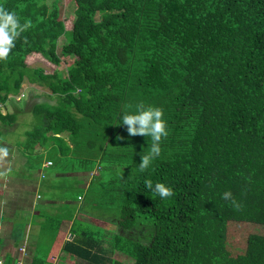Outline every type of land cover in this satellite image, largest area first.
Listing matches in <instances>:
<instances>
[{"label":"trees","instance_id":"1","mask_svg":"<svg viewBox=\"0 0 264 264\" xmlns=\"http://www.w3.org/2000/svg\"><path fill=\"white\" fill-rule=\"evenodd\" d=\"M74 3L70 17L64 0H0L31 22L0 61V105L24 83L36 88L42 124L30 137L43 144L68 133L77 144L88 134L83 147L98 169L109 167L88 190L114 204L124 232L106 231L103 242L99 233L97 243L90 231L64 250L89 264H127L114 250L133 264H264L263 234L250 233L236 254L229 239L233 223L264 225V0ZM34 57L53 68L33 66ZM69 60L62 79L56 68ZM139 103L162 108L169 133L143 172L152 141L120 123ZM12 114L0 108V119ZM146 180L174 195L161 199Z\"/></svg>","mask_w":264,"mask_h":264},{"label":"crops","instance_id":"2","mask_svg":"<svg viewBox=\"0 0 264 264\" xmlns=\"http://www.w3.org/2000/svg\"><path fill=\"white\" fill-rule=\"evenodd\" d=\"M35 96H28L25 109L19 106L23 101V98L18 99L19 96L10 97L12 101L0 105L3 114L13 113L6 120L0 119V147L9 149L6 162L0 167V171H7L6 176L0 177V257L6 264L19 261L22 264H89L86 259L64 250L65 243L77 238L87 239L86 233L90 231L96 233L97 243L101 233L100 241L103 242L104 232H114L113 226L117 225V220L100 214L88 217V205L80 202L84 200L81 193L74 197L61 191L59 179L66 175L74 176L77 172L76 177L81 178V186L88 192V172L59 171L53 156L33 157L26 148L23 150V141L12 138L14 128L9 122L16 125L19 122L15 120L24 114L34 116V106L28 101L35 102ZM30 130L31 126L24 128L22 139L25 134L30 136ZM41 144L39 140L36 143L39 153L51 149L50 145L45 148ZM59 158L64 159V154ZM48 161L53 164L47 165ZM60 193L62 198L56 196Z\"/></svg>","mask_w":264,"mask_h":264},{"label":"rangeland","instance_id":"3","mask_svg":"<svg viewBox=\"0 0 264 264\" xmlns=\"http://www.w3.org/2000/svg\"><path fill=\"white\" fill-rule=\"evenodd\" d=\"M64 4H65L64 13L69 15L70 17H72L74 14V10H75L74 0H64ZM67 25L70 26L69 23ZM63 40H64V38L62 40H60L59 42L61 43ZM30 61H31L30 63L33 66L34 65H41V66L46 67L47 69L53 68L52 64L43 61L40 57L31 58ZM69 63H70V60L69 61H63L56 68L61 72V73H59V75L62 79L65 78V77H63V76H65V74H63V73L66 72ZM23 87H25L24 94H22L20 97H18V99L23 98V101L19 103V106L23 107V109H25L26 108L25 102L27 101L28 96L30 94L35 96L39 93H37L36 88L29 87V85L27 83H24ZM37 96L38 97L36 98V96H35V98H36L38 103L44 99L43 97H39V96H41V94L37 95ZM28 102L32 103L33 106L36 105V102H34V101H28ZM15 121L16 122L18 121L19 123L14 125L13 122H9V125H12L14 128L12 138L18 142L23 141L22 142L23 150H24V148H26V150L29 153H31L33 157H37V156L41 157L44 155L53 156L55 166H57L56 167L57 170L63 171V172L65 170L66 173L72 172V171H86V172L90 173V184H91L92 180L94 182L96 180H99V178L97 179V177H94L96 174L100 173L102 175L103 169H106V171H107V169L109 168V167H105L102 164L103 169H98L99 167H97L96 159L92 158L90 156V153L87 152L90 150L89 149L86 150L83 147L84 143L86 145V143H87L86 141H88V134H86L84 137H80V138L76 139V141L78 142L77 144L73 143V141L71 140L70 135H68V133H63V135H61L63 138L59 139V140H57L53 137H47L44 144H41V145L42 146L44 145L45 148H47L50 145L51 149L47 152L41 151L39 153V148H37L38 146L36 145L37 142L34 141L30 136H26V134H25V137L22 139L21 133L23 132L24 128L27 126H31L30 133H34L36 127L38 125L42 124L41 117L37 113H35L34 116L29 115V114H24L20 119H18V120L16 119ZM123 133H124V131H123ZM50 134H51V132L48 133V135H50ZM96 134H101V136H102V133L92 132L90 140L96 138L95 137ZM45 143H47V144H45ZM62 149L65 151L60 152V150H62ZM61 154H64V156H65L64 159L59 158V155H61ZM76 176H77V172L74 176L72 174L71 176L66 175V176L60 178L59 179V186L63 189L61 191L65 192L66 194H72L74 197H77L78 194L81 193V197L83 198V196H84L83 202L79 200L81 198H79L78 200L81 202V204L83 203L84 206L88 205V209H86L88 217H90V215H96V214L97 215H99V214L103 215L106 218H110V219H113V216L115 217V215H117L119 217L117 211L112 209V208H114V204L112 202H110V200L104 198V196L102 194L100 196L95 195L94 191H90V189L88 190V192L87 191L85 192L84 187L81 186V184H82V181L80 180L81 178H78ZM93 177H94V179H93ZM74 183H78L79 185L76 186ZM90 184L88 186H90ZM97 186H98V184H97ZM92 188L98 189V190L100 189L98 187H92ZM61 194L62 193H60L56 196L62 198ZM99 201H100V204H99ZM102 201H103V205H102ZM95 202L98 203L100 207L96 208ZM113 228H114V232H122V233L124 232L122 227L118 226V223H117V225L113 226ZM230 231L235 235V236L229 235V239L231 242V248H232L231 250L236 254L238 252V250H240L241 247L246 245L245 244L246 238L250 233H260V234L264 235V225L254 224V223H250V222L233 223L232 227L230 228ZM114 232H112V236H113ZM107 253L109 254L110 257H115V259H117V260L124 261L127 264H133L131 257L122 254V252H117L114 250V252H107Z\"/></svg>","mask_w":264,"mask_h":264},{"label":"clouds","instance_id":"4","mask_svg":"<svg viewBox=\"0 0 264 264\" xmlns=\"http://www.w3.org/2000/svg\"><path fill=\"white\" fill-rule=\"evenodd\" d=\"M30 27V21L21 24L14 12L0 6V61L7 60L15 47L16 41ZM120 123L126 126L130 137L141 135L151 139L150 150L148 154L141 156V162L138 165L141 172L147 170L152 162L160 156L161 141L167 138L169 134L163 109L139 103L135 106L134 112H125L122 115ZM116 139L120 140L122 137L118 135ZM8 156L9 149L0 147V167H3ZM6 175L7 171H0V177ZM144 183L148 191L157 194L161 199H167L174 195L173 189L164 183L157 182L153 184L151 180H146ZM222 199L229 201L236 210H239L240 204L235 200L231 191H225L222 194Z\"/></svg>","mask_w":264,"mask_h":264},{"label":"built area","instance_id":"5","mask_svg":"<svg viewBox=\"0 0 264 264\" xmlns=\"http://www.w3.org/2000/svg\"><path fill=\"white\" fill-rule=\"evenodd\" d=\"M51 164H53L52 161L47 162V165H51ZM0 264H6L5 260L2 257H0ZM16 264H22V262L19 261Z\"/></svg>","mask_w":264,"mask_h":264}]
</instances>
